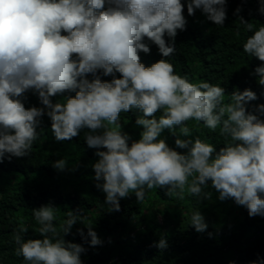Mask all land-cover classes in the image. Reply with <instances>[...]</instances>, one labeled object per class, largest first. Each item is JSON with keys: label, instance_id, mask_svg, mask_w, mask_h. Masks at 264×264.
<instances>
[{"label": "clouds", "instance_id": "1", "mask_svg": "<svg viewBox=\"0 0 264 264\" xmlns=\"http://www.w3.org/2000/svg\"><path fill=\"white\" fill-rule=\"evenodd\" d=\"M225 6L226 0H188L187 13L199 9L208 21L223 26ZM184 7L182 0H0V162L6 155L32 154L46 114L56 141L84 131L88 147L98 150L92 165L95 186L106 194L109 211H120L119 201L132 193L139 203L157 188L171 198L183 200L187 193L200 202L211 200V187L220 201L231 199L249 217H264V104L255 107L256 114L246 108L257 94L235 90L225 102L219 84L193 83L168 59L148 67L140 60V52H150L144 38L162 57L175 53V37L187 23ZM258 11L264 15V0ZM239 20L252 33L243 52L262 62L250 75L264 86V24L257 28ZM98 70L111 81L96 76ZM88 74L95 78L89 80ZM29 90L43 107H25L21 97ZM66 91L75 95L53 102ZM133 109L141 113L135 120L143 129L138 140H131L120 123L121 113ZM189 121L213 133L219 129L224 146L217 151L207 139L194 136ZM165 129L177 136L176 148L186 152L161 138ZM67 163L62 158L53 167L63 171ZM59 211L51 204L32 209L40 238L25 240L28 229L21 225L13 237L18 257L28 264H83L86 249L65 240L77 223L87 228L86 234L77 232L82 239L90 237V246L102 244L83 209L67 211L63 220ZM189 225L197 233L208 229L199 210L191 212ZM153 246L166 249V236Z\"/></svg>", "mask_w": 264, "mask_h": 264}, {"label": "trees", "instance_id": "2", "mask_svg": "<svg viewBox=\"0 0 264 264\" xmlns=\"http://www.w3.org/2000/svg\"><path fill=\"white\" fill-rule=\"evenodd\" d=\"M184 16L187 21L184 31L178 30L175 37V53L162 57L158 47L144 38L150 48L149 53L140 52V60L146 66L160 59H168L175 71L187 75L193 83L206 81L225 88V102L233 91L251 89L257 94V100L246 105L248 111L255 113V107L264 104V86L257 83V77L250 75L262 62L243 52V43L251 32H246L239 20L241 17L253 23L257 28L264 24V15L258 11L260 0H226V20L223 26L208 21L197 9L195 14L187 13L188 0H182ZM240 8L237 14L235 10ZM200 13L205 22L195 23ZM239 32V35L237 33ZM166 43L171 38L165 35ZM103 81H111L102 70L95 74ZM119 77V74H117ZM89 80L94 79L88 74ZM74 91L52 97L53 102L63 101L74 96ZM25 107H43L38 94L29 90L22 97ZM133 109L121 113L122 131L131 140H138L143 130L135 120L140 115ZM160 113L156 114L159 117ZM264 119V116H261ZM37 128L40 138L35 142L29 157L9 159L7 155L0 162V180L20 177L14 184L0 188V264H28L22 256L16 255L18 245L14 242V233L21 225L28 229L22 234L24 239L40 238L35 231L39 227L32 209L51 204L60 209L59 220L66 219L69 210L83 209L92 222L93 229L101 245L92 247L82 239L77 229L87 228L80 223L73 226L65 240L81 244L86 252L81 254L83 264H261L264 262V217H249L245 207L238 206L231 199L220 201L218 193L212 192L211 200L200 202L199 197L171 198L166 189L149 190L142 202H137L135 194L119 201L120 211H109L105 204L106 194L96 188L95 173L92 165L99 159L98 151L89 148L82 131L72 140L56 141L51 131L50 118L45 114L40 118ZM193 135L216 146L217 151L224 145V139L217 132H210L202 123L189 121ZM161 138L178 152L187 149L176 148L177 136L165 129ZM185 139V137H180ZM129 141V144L131 143ZM104 150V149H99ZM67 158V167L57 170L53 163ZM210 184V182H209ZM199 210L208 224V229L197 233L189 225L192 211ZM58 221L54 223L58 224ZM87 223V221H85ZM209 233L212 235L209 236ZM166 236L168 247L160 250L153 246L161 236Z\"/></svg>", "mask_w": 264, "mask_h": 264}, {"label": "rangeland", "instance_id": "3", "mask_svg": "<svg viewBox=\"0 0 264 264\" xmlns=\"http://www.w3.org/2000/svg\"><path fill=\"white\" fill-rule=\"evenodd\" d=\"M202 19H203V22L201 23ZM195 23L196 24L201 23L202 27H205L204 18L200 13H198L197 16L195 17ZM16 179L20 180L21 178L20 177L16 178V177L12 176V177H10L9 180H7V179L0 180V188L3 186H10L11 184H14L16 182Z\"/></svg>", "mask_w": 264, "mask_h": 264}]
</instances>
